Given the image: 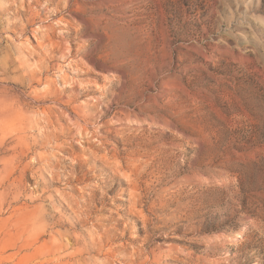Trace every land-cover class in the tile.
<instances>
[{
	"label": "rangeland",
	"instance_id": "374dc122",
	"mask_svg": "<svg viewBox=\"0 0 264 264\" xmlns=\"http://www.w3.org/2000/svg\"><path fill=\"white\" fill-rule=\"evenodd\" d=\"M0 264H264V0H0Z\"/></svg>",
	"mask_w": 264,
	"mask_h": 264
}]
</instances>
